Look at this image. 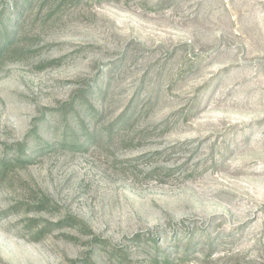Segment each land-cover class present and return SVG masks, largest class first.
I'll return each instance as SVG.
<instances>
[{
  "label": "rangeland",
  "instance_id": "obj_1",
  "mask_svg": "<svg viewBox=\"0 0 264 264\" xmlns=\"http://www.w3.org/2000/svg\"><path fill=\"white\" fill-rule=\"evenodd\" d=\"M1 26L0 264H264V0H0Z\"/></svg>",
  "mask_w": 264,
  "mask_h": 264
},
{
  "label": "trees",
  "instance_id": "obj_2",
  "mask_svg": "<svg viewBox=\"0 0 264 264\" xmlns=\"http://www.w3.org/2000/svg\"><path fill=\"white\" fill-rule=\"evenodd\" d=\"M0 34H1V37L3 38V41L2 43H0V55L3 53V51L5 50V52H8L11 48H12V42H13V37H12V41L11 39L9 40V35L10 33L7 31V28L1 26L0 27ZM11 37V36H10ZM33 160H30V159H25L23 162L24 163H30L32 162ZM0 169H2L4 172L8 171L9 169V162H3L2 164H0ZM51 199L49 197H44L42 199V201H50ZM44 205L42 206V210H45L47 207H46V203H43ZM67 221H70L69 224H81V226H85L86 227V223L82 220V219H79L75 216H69L68 219H63V220H60L58 223H60V225L66 223ZM103 242L101 239L99 240V243ZM152 264H174V262L172 260H170L169 258H158L156 257L154 263Z\"/></svg>",
  "mask_w": 264,
  "mask_h": 264
}]
</instances>
